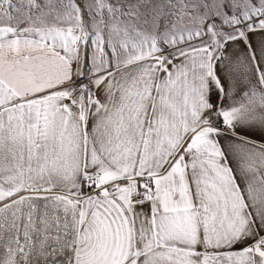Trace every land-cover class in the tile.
Returning <instances> with one entry per match:
<instances>
[{
  "label": "snow or ice",
  "instance_id": "6c2138e0",
  "mask_svg": "<svg viewBox=\"0 0 264 264\" xmlns=\"http://www.w3.org/2000/svg\"><path fill=\"white\" fill-rule=\"evenodd\" d=\"M0 264H264V0H0Z\"/></svg>",
  "mask_w": 264,
  "mask_h": 264
}]
</instances>
